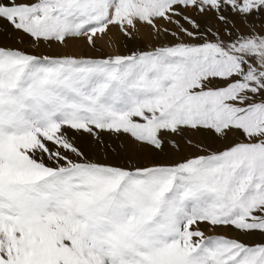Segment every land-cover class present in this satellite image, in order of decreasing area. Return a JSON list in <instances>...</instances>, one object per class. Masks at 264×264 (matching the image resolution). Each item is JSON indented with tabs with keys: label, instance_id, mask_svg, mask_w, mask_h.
Instances as JSON below:
<instances>
[{
	"label": "snow or ice",
	"instance_id": "1",
	"mask_svg": "<svg viewBox=\"0 0 264 264\" xmlns=\"http://www.w3.org/2000/svg\"><path fill=\"white\" fill-rule=\"evenodd\" d=\"M0 264H264V0H0Z\"/></svg>",
	"mask_w": 264,
	"mask_h": 264
}]
</instances>
